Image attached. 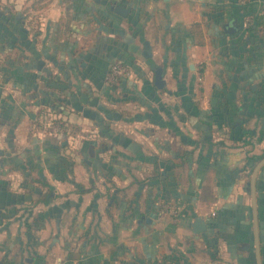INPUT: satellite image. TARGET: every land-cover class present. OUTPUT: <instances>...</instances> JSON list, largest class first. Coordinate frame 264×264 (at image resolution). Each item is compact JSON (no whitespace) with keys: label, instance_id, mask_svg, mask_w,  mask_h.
I'll list each match as a JSON object with an SVG mask.
<instances>
[{"label":"crops","instance_id":"1","mask_svg":"<svg viewBox=\"0 0 264 264\" xmlns=\"http://www.w3.org/2000/svg\"><path fill=\"white\" fill-rule=\"evenodd\" d=\"M33 1L0 0V264H257L263 24L246 41L232 0ZM122 61L132 78L106 86ZM255 193L264 264V163Z\"/></svg>","mask_w":264,"mask_h":264},{"label":"trees","instance_id":"2","mask_svg":"<svg viewBox=\"0 0 264 264\" xmlns=\"http://www.w3.org/2000/svg\"><path fill=\"white\" fill-rule=\"evenodd\" d=\"M46 1L47 0H34L31 3L30 7H28V8L37 9V8L41 7ZM238 1L239 0H232V3H233L232 5H234L233 7L237 8L240 11V17L238 18L239 19V25L243 26V24H244L243 30L246 33V41L247 40L248 41H258V39H256V37H258L257 31H258V28L260 26H262V24L264 26V19H263V17L259 16V14H257L255 7L253 6L252 0H248L246 3H243V4H240ZM22 15L23 16H21V21L24 23L26 21L27 15L25 14L24 11L22 12ZM1 16H4V18L9 17V16H6L5 13H1L0 17ZM246 16H251L252 20L250 23H245V17ZM5 19H7V18H5ZM24 24H26V23H24ZM258 38H260V37H258ZM260 41L264 45V38L260 39ZM122 63L128 65L133 72V66L131 64L123 62V61H122ZM56 78H57L56 75L49 74V81L48 82L53 84L52 89H53L55 94L53 93L50 96H45L42 104L45 106H48L53 113L63 114L65 107H66V95L64 94V92L66 91L67 87L63 86L61 84V81H58ZM113 87H114V85L111 88H113ZM5 116H6V114H5ZM48 122H55V120L45 119L44 123H48ZM40 182L43 185H46L49 190H53V187L50 184L46 183L45 180H40ZM47 196H48L47 194L42 195V197L39 201L41 203L48 204L50 199Z\"/></svg>","mask_w":264,"mask_h":264},{"label":"water","instance_id":"3","mask_svg":"<svg viewBox=\"0 0 264 264\" xmlns=\"http://www.w3.org/2000/svg\"><path fill=\"white\" fill-rule=\"evenodd\" d=\"M129 9H130L129 6L121 7L120 5H115L114 7H112V10L121 16H125V14L128 13ZM223 30L226 33H231L234 32L236 28L233 25L226 23L223 25ZM154 84L157 88H162V86L164 85V80L162 79V70L160 67H157L155 69ZM263 163H264V158H262L253 169L249 182L250 194H251L252 219H253L254 247H255V256H256L257 264H262V263L260 259V249H259L255 178L259 167ZM191 228L193 233L199 234L204 232L207 229V226L205 221L200 216H196L191 223Z\"/></svg>","mask_w":264,"mask_h":264},{"label":"built area","instance_id":"4","mask_svg":"<svg viewBox=\"0 0 264 264\" xmlns=\"http://www.w3.org/2000/svg\"><path fill=\"white\" fill-rule=\"evenodd\" d=\"M248 0H239L241 4L246 3ZM252 20L251 16L245 17V23H250ZM133 76V72L131 68L123 64L122 62H113L110 64L109 68L106 71L104 77V83L108 87H112L113 85L117 84L122 79H130ZM200 79V78H199ZM44 131L48 133H62L64 132V127L61 126L59 123L56 122H48L43 124ZM161 209L164 212L170 213L172 216L176 217V209L174 206L169 204H161Z\"/></svg>","mask_w":264,"mask_h":264}]
</instances>
